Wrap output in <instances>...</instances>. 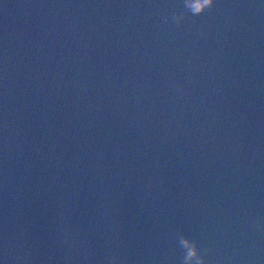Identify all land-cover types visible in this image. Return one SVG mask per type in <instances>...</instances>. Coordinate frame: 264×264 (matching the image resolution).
<instances>
[{"label":"water","instance_id":"water-1","mask_svg":"<svg viewBox=\"0 0 264 264\" xmlns=\"http://www.w3.org/2000/svg\"><path fill=\"white\" fill-rule=\"evenodd\" d=\"M196 3L0 0V264H264V0Z\"/></svg>","mask_w":264,"mask_h":264},{"label":"clouds","instance_id":"clouds-1","mask_svg":"<svg viewBox=\"0 0 264 264\" xmlns=\"http://www.w3.org/2000/svg\"><path fill=\"white\" fill-rule=\"evenodd\" d=\"M216 4V0H197V3L192 6V12L194 16H198L202 13H204L206 10L214 7ZM181 92L184 91V88L182 85H177ZM261 227H264V225H261ZM64 235L62 237V241L65 244L71 245L73 244V237L72 234L69 232L67 228L63 229ZM191 254V253H190ZM108 264H120V257L117 254L112 255L108 258Z\"/></svg>","mask_w":264,"mask_h":264}]
</instances>
